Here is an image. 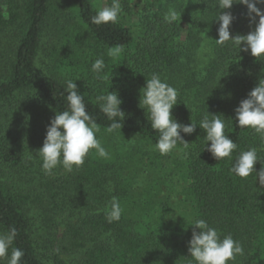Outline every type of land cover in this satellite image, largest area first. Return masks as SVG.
<instances>
[{"label":"trees","instance_id":"obj_1","mask_svg":"<svg viewBox=\"0 0 264 264\" xmlns=\"http://www.w3.org/2000/svg\"><path fill=\"white\" fill-rule=\"evenodd\" d=\"M120 3L118 22L98 26L91 16L111 0H0V232L17 229L21 264H195L188 242L192 221L201 218L221 238L241 242L244 254L229 264H264V187L255 186L254 174L242 179L230 171L241 150L256 147L264 159V141L235 120L240 101L264 78V58L216 44L215 0ZM169 8L179 14L172 24L164 20ZM226 11L236 17L233 36L255 29L245 5ZM203 43L208 59L198 67ZM117 46L122 51L109 56ZM101 57L103 80L91 71ZM152 73L178 91L172 113L180 123H198L207 110L226 119L225 134L238 145L231 161L204 150L199 126L181 133L188 149H154L159 133L139 106ZM69 79L85 95L109 157L91 150L82 167L68 173L58 166L50 176L37 151L50 120L67 109ZM109 91L119 92L125 112L114 133L96 100ZM114 196L123 211L109 223L105 209Z\"/></svg>","mask_w":264,"mask_h":264},{"label":"clouds","instance_id":"obj_2","mask_svg":"<svg viewBox=\"0 0 264 264\" xmlns=\"http://www.w3.org/2000/svg\"><path fill=\"white\" fill-rule=\"evenodd\" d=\"M234 3L245 5L250 24L256 25L247 35L233 36L230 31L236 17L231 11L226 10H230ZM258 4H264V0H215V6L218 8L215 20L219 22V38L215 39L216 44L220 46L231 44L238 48L239 52L250 50L253 57L264 58V11L257 6ZM121 11L120 0H111L110 5L100 7L96 14L91 16L90 23L98 26L115 24ZM178 15L174 8H169L164 14V20L172 24L177 21ZM257 17H259L258 22ZM121 51L120 46L110 48L108 55L116 56ZM105 67L102 57L94 60L91 71L95 79H107L104 74ZM65 92L67 109L57 112L50 120L43 146L37 151V155L42 160V170L50 176L58 166H62L68 173L74 168L82 167L91 150H95L101 158L109 157V152L97 138L100 127L87 111L85 95L79 92L77 84L71 79L65 82ZM140 93L139 106L145 109L152 129L159 133V138L153 147L161 155L169 154L177 149L178 145L188 149L190 143L181 133L191 135L199 126L206 132L207 144L204 150L210 152L217 161L225 158L232 160V154L238 145L225 134L226 119L221 118V114H212L207 110L198 123L192 119L190 124L180 123L172 113L174 106L178 104V91L162 80L159 73H152L150 78L146 79V84L141 88ZM96 100L100 111L110 121L106 131L114 133L121 130L125 112L121 109L123 101L119 92L109 91L97 96ZM235 120L240 129L251 128L259 135L261 141H264V78L259 80L258 85L248 93L247 98L240 101L235 109ZM257 162L262 165L259 171L255 168ZM230 171L242 179L254 174L255 186L258 180L259 185L264 187V159H261L256 147L241 150L232 163ZM122 211L119 199L112 197L110 207L105 209L107 221L109 223L119 221ZM192 226L194 227L188 242V252L195 264H229L237 255L244 254L240 241L235 240L231 234L221 238L218 230L210 226L205 219H194ZM17 234L15 227L0 232V259L6 258L7 264H21V259L25 255L22 249L13 247ZM9 249H11L10 253Z\"/></svg>","mask_w":264,"mask_h":264},{"label":"rangeland","instance_id":"obj_3","mask_svg":"<svg viewBox=\"0 0 264 264\" xmlns=\"http://www.w3.org/2000/svg\"><path fill=\"white\" fill-rule=\"evenodd\" d=\"M121 1V0H120ZM199 54L197 57V65L198 67H203L208 59V46L206 43H203L202 47L199 49ZM14 178H17V175L13 176Z\"/></svg>","mask_w":264,"mask_h":264}]
</instances>
